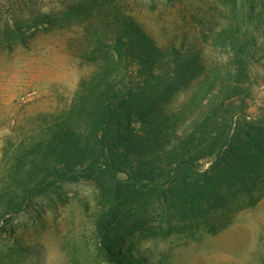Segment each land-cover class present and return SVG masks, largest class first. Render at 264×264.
Instances as JSON below:
<instances>
[{
    "label": "trees",
    "instance_id": "16d2710c",
    "mask_svg": "<svg viewBox=\"0 0 264 264\" xmlns=\"http://www.w3.org/2000/svg\"><path fill=\"white\" fill-rule=\"evenodd\" d=\"M123 1L80 0L70 9L83 21L78 55L97 66L59 116L8 140L0 222L5 231L34 198L86 183L92 196L78 202L94 259L150 264L118 249L146 214L197 217L248 192L264 167V111L247 113L253 66L264 59V0H200L195 24L183 17L161 37ZM207 45L219 57L206 55ZM121 222L127 233L116 235Z\"/></svg>",
    "mask_w": 264,
    "mask_h": 264
},
{
    "label": "rangeland",
    "instance_id": "374dc122",
    "mask_svg": "<svg viewBox=\"0 0 264 264\" xmlns=\"http://www.w3.org/2000/svg\"><path fill=\"white\" fill-rule=\"evenodd\" d=\"M79 1L0 0V162L8 140L18 141L40 122L59 116L70 105L80 79L97 66L93 59L78 55L83 21L72 19L70 9ZM123 2L160 37L185 25L183 17L190 22L191 13L202 16L205 8L200 0ZM8 23L20 26L18 38L4 34ZM219 52L206 46V55L219 57ZM253 77L247 113L260 117L264 59L253 66ZM252 178L248 192L212 205L197 217L173 219L150 211L128 234L121 222L114 230L124 234L118 249L142 255L150 264H260L264 167ZM92 193L86 183L63 184L34 198L5 231L0 222V264H112L94 259L90 221L79 206V198H91Z\"/></svg>",
    "mask_w": 264,
    "mask_h": 264
}]
</instances>
